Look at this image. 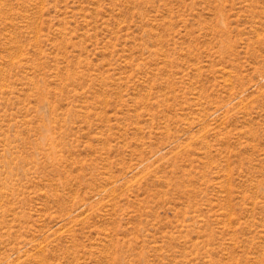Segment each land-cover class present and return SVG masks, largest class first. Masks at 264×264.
Listing matches in <instances>:
<instances>
[{"label": "rangeland", "instance_id": "1", "mask_svg": "<svg viewBox=\"0 0 264 264\" xmlns=\"http://www.w3.org/2000/svg\"><path fill=\"white\" fill-rule=\"evenodd\" d=\"M0 264H264V0H0Z\"/></svg>", "mask_w": 264, "mask_h": 264}]
</instances>
